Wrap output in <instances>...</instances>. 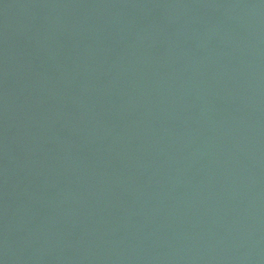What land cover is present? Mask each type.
<instances>
[{"label":"water","instance_id":"obj_1","mask_svg":"<svg viewBox=\"0 0 264 264\" xmlns=\"http://www.w3.org/2000/svg\"><path fill=\"white\" fill-rule=\"evenodd\" d=\"M0 264H264V0H0Z\"/></svg>","mask_w":264,"mask_h":264}]
</instances>
